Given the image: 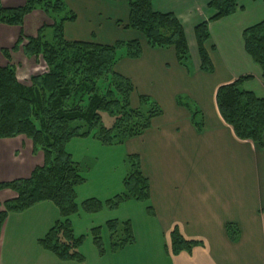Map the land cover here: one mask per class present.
Returning <instances> with one entry per match:
<instances>
[{"label":"crops","instance_id":"0c3cea01","mask_svg":"<svg viewBox=\"0 0 264 264\" xmlns=\"http://www.w3.org/2000/svg\"><path fill=\"white\" fill-rule=\"evenodd\" d=\"M62 1L75 15L62 26L67 41L140 42L141 56L120 58L113 69L134 87L129 99L132 108L140 106L139 96L160 108L149 128L120 145L102 146L91 137L67 143L65 151L84 179L75 188V202L78 206L91 199L105 202L122 193L127 172L124 160L129 155L139 158L150 198L143 203L124 202L115 210L72 215L74 235L85 237L79 248L82 263L60 262L38 246L59 219L50 202L9 213L0 232V264H264V135L262 146L239 140L215 103L220 86L245 76L251 79L242 89L264 98L260 68L245 52L242 40L245 29L264 21V0H238L240 9L233 15L208 23L209 73L199 69L193 30L214 14L207 8L210 0L152 2L154 12L172 13L182 25L188 54L192 52L196 59L192 70L178 64L173 48H150L140 33L124 28L128 20L125 0ZM5 30L18 31L16 42L23 25ZM19 53L11 52L7 61L12 63ZM42 164L43 153L33 150L26 137L0 139V183L26 179ZM12 198L11 191H0V204ZM113 220L128 222L134 238L114 254L105 228ZM227 226L236 228V241L228 237ZM97 227L101 228L103 256L89 235ZM174 230L184 240L197 243L190 253L168 255Z\"/></svg>","mask_w":264,"mask_h":264},{"label":"trees","instance_id":"16d2710c","mask_svg":"<svg viewBox=\"0 0 264 264\" xmlns=\"http://www.w3.org/2000/svg\"><path fill=\"white\" fill-rule=\"evenodd\" d=\"M113 1V0H107ZM128 20L124 28L140 33L148 47L174 50L176 61L188 66V45L182 25L172 13H158L152 9L153 0H125ZM238 0H210L207 8L214 14L194 27V38L202 72L212 71L206 44L209 40L208 23L233 15ZM40 10L54 22L52 41L43 36L46 26L40 27L35 37L20 33L10 50H1L6 59L19 49L27 57L42 54L47 71L29 79V86L21 84L12 66L0 67V139L24 136L32 142L33 150L43 153V164L36 167L26 179L0 183L1 190H10L15 198L1 204L0 232L9 213H20L30 207L50 202L58 211L59 219L38 246L51 253L60 262H84L79 248L85 237H76L70 217L83 212L93 214L103 209L115 210L127 201L143 203L149 200L148 180L143 176L139 158L129 155L124 162L127 168L123 191L105 202L91 199L78 206L75 188L83 184L79 167L66 153L68 142L75 138H94L102 146L120 145L138 137L150 127L151 120L160 114V108L145 96H139L140 106H130L132 83L114 71L117 52L125 48V57L138 59L141 45L138 40L102 45L93 42L67 41L62 26L72 22L75 15L62 0H25L21 7L3 8L0 5V25L21 28L24 18ZM54 17L59 20L56 21ZM244 49L258 65L264 82V21L245 29L242 33ZM250 76L220 86L215 94L218 113L239 140L262 146L264 135V98L242 89ZM107 82L102 90L100 86ZM109 83V84H108ZM145 106V108L142 107ZM113 118L104 126L103 116ZM199 125L197 128L199 129ZM148 214L152 211L148 209ZM105 228L110 237V252L117 253L134 241L128 222L108 221ZM101 228H93L89 235L100 256L105 250L100 237ZM226 233L236 241L237 230L227 226ZM196 242L184 240L174 230L166 252L176 256L190 253Z\"/></svg>","mask_w":264,"mask_h":264},{"label":"rangeland","instance_id":"374dc122","mask_svg":"<svg viewBox=\"0 0 264 264\" xmlns=\"http://www.w3.org/2000/svg\"><path fill=\"white\" fill-rule=\"evenodd\" d=\"M25 3V0H0V5L3 8H17L23 6ZM40 11V10H39ZM34 15H31V17L24 18L23 23V35L25 37H35L36 31L39 27L46 26L47 28L43 32L44 39L46 41H52L53 39V30L49 26L53 24L54 19L53 17H48L44 12H42L41 17H38V12ZM56 21L59 19L57 17H54ZM5 29H9V27H5V25H0V67H6V66H12L15 69V75L17 80L25 85L29 86V79L33 76L41 75L47 71L46 64L44 63L43 55L40 54L37 57H31V59H28L25 57L22 53H19L17 55H14L12 58V63H9L7 59L3 56L1 53V50H10V48L14 45L16 37L18 35L17 33H7ZM15 35V36H14ZM93 43H97L94 41H91ZM19 51H21L19 49ZM192 53V52H191ZM189 54L188 58V68L192 70V68H195L196 65V59L193 57L192 54ZM9 53V58H10ZM126 54V49L122 48L117 52L118 60L120 58H124ZM107 82H104L100 88L104 90L107 87ZM109 84V83H108ZM152 102V101H151ZM143 108L145 106L142 105ZM135 109V108H133ZM103 124L104 126H110L112 124L113 118L109 117L108 115H104L103 117ZM2 191V190H1ZM10 191V190H9ZM12 192V191H11ZM13 193V192H12ZM14 198H15V193ZM12 198V199H14ZM1 205V204H0ZM169 247V245H168Z\"/></svg>","mask_w":264,"mask_h":264}]
</instances>
